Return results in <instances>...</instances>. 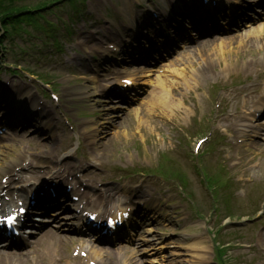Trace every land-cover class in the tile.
<instances>
[{"label": "rangeland", "instance_id": "1", "mask_svg": "<svg viewBox=\"0 0 264 264\" xmlns=\"http://www.w3.org/2000/svg\"><path fill=\"white\" fill-rule=\"evenodd\" d=\"M50 1L54 0H18V6L42 10L29 13L20 23L19 28L23 27L20 35L10 41L7 37L3 39L9 48L3 56L5 63L0 65V87L19 83L29 89V94L13 97L0 109V112L16 113V117L10 119L21 127L20 138L0 148V170L11 172L15 165H26L34 159L40 167L49 166V173L53 174L62 173L65 164H71L75 167L64 174L69 182L65 183L80 181L77 193L81 199L83 196L84 207L100 211L104 206L109 209L132 206L138 214L123 232H133V226L141 225L140 233L145 236H136L139 239L132 243L137 246L136 251L140 250L139 257L129 250H102L97 258L90 255L85 259L73 254L76 248L83 247L81 242L74 241L55 247L44 245L37 250L30 248L21 255L1 256L0 264H90L91 259L97 264L109 260L110 264H131V260L138 264H264V250L259 244L264 234V210L257 213L260 208H255L256 203H260L259 198L264 205V164L255 171L258 179L245 181L246 177H251L248 168L231 167L223 152L212 153L210 149V143L226 133L219 128L227 129L225 120L232 117L229 108L237 104V109H241L250 96V88H255L257 82L264 86L263 72H256L258 67L264 66V32L214 41L190 51L185 60L196 57L182 69L185 73L180 62L184 57L179 62L161 66L158 73L136 71L143 76L134 89L136 93L130 94L128 101H117V96L100 93L102 88L97 87L98 83L110 73L120 76L134 70L130 67L127 72L110 61L101 60L105 64L96 68L99 76L93 74L88 63L93 53L106 52L111 44L118 48L123 36L118 28L121 15L118 7L123 0H102V5L98 0H88L87 5L82 3L84 0L47 4ZM137 2L151 5L155 21L179 23L169 16L163 5L165 0ZM167 3L173 10L180 6L181 0ZM84 6L90 17L83 12L78 21L71 20L70 16ZM46 16L57 27H64L66 22L69 25L62 31H54L45 21ZM163 17L165 22L161 21ZM163 28L165 25L160 26ZM84 31L96 36L88 48L83 46L85 40L81 32ZM251 63L257 66L247 68L255 66ZM124 65L132 66L129 62ZM195 69L200 72L196 73ZM165 85L176 95L174 102L179 106L155 110L152 102ZM81 87L97 88L98 94L85 99L77 97L75 89ZM220 87L226 92L218 94ZM232 92L239 93L236 99L230 95ZM182 107L185 109L179 117ZM27 115L35 121L24 122ZM235 122L232 120V130H227L233 140L238 132ZM37 125L41 126V131L34 130ZM89 130L95 132L89 134ZM100 131L104 140L110 139L104 141L106 151L89 155L95 141L101 142ZM204 136L208 140L197 155L193 146ZM74 148L78 150L74 152ZM241 150L231 149L242 162L253 156L256 160V155H245ZM204 152L208 154L203 155ZM79 164L82 166L78 167ZM200 164L206 166L212 183L217 177L215 171L224 166L227 172L224 176L229 177L232 188L220 182L224 188L212 185V189L209 178L203 175L202 181L197 170ZM145 169L146 173L142 172ZM180 176H184L186 182ZM47 183L55 184L54 181ZM205 187L212 189L215 196L218 192L216 199ZM63 220L70 221L65 217ZM67 225L71 230L75 228L74 223ZM199 238L205 248L196 249L192 245ZM143 239L148 241L141 243ZM219 244L228 246L219 252Z\"/></svg>", "mask_w": 264, "mask_h": 264}, {"label": "bare ground", "instance_id": "2", "mask_svg": "<svg viewBox=\"0 0 264 264\" xmlns=\"http://www.w3.org/2000/svg\"><path fill=\"white\" fill-rule=\"evenodd\" d=\"M166 1H168V0H166ZM101 2H102V0H99V3H101ZM123 2H124V4L125 3L126 4H135L137 1H135V0H132V1L123 0ZM127 27H128L127 33H129L128 36H130L131 39H135L136 37L134 36L133 32H135L140 27V22H130V23H128ZM90 35H92V34H90ZM84 38L86 40L90 41V36L87 35V33L85 34ZM188 58H189L188 59L189 61L191 60V62H193V59H194L193 57H188ZM190 58H192V59H190ZM194 71L196 73L200 72L199 69H195ZM189 78L192 79L194 82H197L196 79H194L192 77H189ZM161 90H162V93L157 97V101L153 102V106H157L159 109L163 108V107L170 109L173 106H177V107L179 106V104H176L174 102V93L172 91L167 90L163 86H161ZM75 91H76V95H78V96H84V95H87L89 93V91L86 88L84 90H81V91H78V90H75ZM27 94H29V89L24 88L23 86H20L19 83H6L5 87H3V86L0 87V105H2V107L4 108L6 106L5 103L7 101H10L13 97H16V96H18V97L27 96ZM256 108H257V111H258L260 109L259 105H257ZM10 112L14 113L12 111H10ZM14 115L15 114H13V116ZM49 117L51 118L52 116L49 115ZM25 120L27 122H34L35 121L34 119L30 118V116H28V115L25 117ZM239 127L241 128L240 131L243 132V131H247L248 129H251V128L255 129L256 126L255 125H254V127L251 126V119L247 115V116H245V117H243L241 119ZM35 130L36 131H41L42 128H41V126L37 125L35 127ZM95 145L96 146H101V145H104V144L102 142H100V144L95 143ZM98 149H100V147ZM98 151L99 150H95L94 152H91L89 154L90 155H92V154L99 155ZM45 152H47L50 155L52 154V151H45ZM18 157L19 156H17V158ZM25 167H27L30 170V169H35L37 166L35 165V163H32V161H29V163L26 166H23L22 168H25ZM22 168H21V170H24ZM70 168H71V166L68 165L66 170H69ZM66 170H64L63 172L65 173ZM64 173H56V174H53V175L61 177V178H63L65 180L66 177L64 178V175H63ZM34 174H35V172H34ZM35 175H36L35 179H37V180L41 179V176L38 173H36ZM22 179H23V177H21V181H22ZM1 185L2 184H0V188H1ZM8 191H10V189ZM199 240H202V239L199 238L198 240L193 241L192 245L196 249H199L200 247L201 248H205V245L204 244L202 245L201 241H199ZM261 242H262V245H264V235L261 237ZM52 243L55 244V245H59V244H61L63 242L60 243L59 241H57L56 237H55V235L53 233H47V234H44L41 237V239L39 240V243L37 245L41 246V245H44V244H52ZM94 252L96 254H99L98 251H94ZM94 256H96V255H94ZM105 264H108V263H105ZM132 264H135V263L133 262Z\"/></svg>", "mask_w": 264, "mask_h": 264}, {"label": "trees", "instance_id": "3", "mask_svg": "<svg viewBox=\"0 0 264 264\" xmlns=\"http://www.w3.org/2000/svg\"><path fill=\"white\" fill-rule=\"evenodd\" d=\"M13 0H4L0 1V19H4V23H6L9 19H12L14 16H17V12L21 11L18 5H12ZM10 5L7 6L6 4Z\"/></svg>", "mask_w": 264, "mask_h": 264}, {"label": "snow or ice", "instance_id": "4", "mask_svg": "<svg viewBox=\"0 0 264 264\" xmlns=\"http://www.w3.org/2000/svg\"><path fill=\"white\" fill-rule=\"evenodd\" d=\"M9 220H11L12 218L11 217H8Z\"/></svg>", "mask_w": 264, "mask_h": 264}]
</instances>
